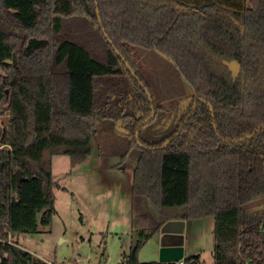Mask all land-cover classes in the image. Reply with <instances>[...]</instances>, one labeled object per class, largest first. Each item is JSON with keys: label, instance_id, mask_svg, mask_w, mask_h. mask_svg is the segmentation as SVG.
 <instances>
[{"label": "trees", "instance_id": "obj_1", "mask_svg": "<svg viewBox=\"0 0 264 264\" xmlns=\"http://www.w3.org/2000/svg\"><path fill=\"white\" fill-rule=\"evenodd\" d=\"M138 48L178 71L173 105ZM0 70V264H49L18 238L52 224L53 156L84 162L105 118L130 123L136 158L134 236L119 264H161L138 260L159 226L207 215L214 264H264V205L244 208L264 198V0H0Z\"/></svg>", "mask_w": 264, "mask_h": 264}, {"label": "rangeland", "instance_id": "obj_2", "mask_svg": "<svg viewBox=\"0 0 264 264\" xmlns=\"http://www.w3.org/2000/svg\"><path fill=\"white\" fill-rule=\"evenodd\" d=\"M138 50V65L157 84V91L163 97L160 102L173 105L181 97L178 71L161 53ZM230 66L235 73L238 71L237 62ZM182 83L188 91L186 95L191 94L190 84ZM100 89L101 86L96 87ZM7 118L8 114L0 109V128ZM121 122L112 118L98 122L93 151L84 162L72 167L69 155L53 156L52 172L59 185L55 188L56 213L51 226H41L37 232L19 236L22 248L49 264H119L126 259L134 236L132 183L136 158L129 154L132 148L126 126L130 123L124 122L123 127ZM144 134L148 139L155 136L147 129ZM125 155L126 167L122 169ZM263 205L264 198H260L245 204L244 208L253 211ZM173 221L183 222V231L170 227ZM146 227L151 231L154 224L151 221ZM214 228L213 215L167 221L139 249L138 260L158 262L162 246L182 244L185 258L199 255V264H214ZM83 247H88V252H83Z\"/></svg>", "mask_w": 264, "mask_h": 264}, {"label": "water", "instance_id": "obj_3", "mask_svg": "<svg viewBox=\"0 0 264 264\" xmlns=\"http://www.w3.org/2000/svg\"><path fill=\"white\" fill-rule=\"evenodd\" d=\"M98 14H99V11H98ZM127 66H128V68H130L132 74L135 75V72H134V70L132 69V67L130 66L129 63H127ZM150 99H151V97H150ZM155 114H156V111L154 109V106H152V115H151V117L149 119L143 121L142 123H140L139 126H138V129L136 131V137L137 138L139 137L140 128L143 125H146L147 123H150L154 119ZM253 135L254 134L249 135L246 138L251 137ZM246 138H244V139H246ZM244 139H242V140H244ZM169 142H170V140H168L163 146H167ZM15 177H16L18 185L21 186L23 180L25 179L21 169H17L16 170ZM173 222L170 223V227H172ZM176 223H178V225L176 226V228L174 230H176L177 232L183 231V229H184L183 222H177L176 221ZM83 252H85V253L88 252V247H83ZM184 259H185V248H184V246L182 244L164 245L160 249L159 261L158 262L161 263V264L176 263V262H179V261L184 260Z\"/></svg>", "mask_w": 264, "mask_h": 264}, {"label": "built area", "instance_id": "obj_4", "mask_svg": "<svg viewBox=\"0 0 264 264\" xmlns=\"http://www.w3.org/2000/svg\"><path fill=\"white\" fill-rule=\"evenodd\" d=\"M166 264H170V263H166ZM173 264H185V262H184V260H181V261L173 263Z\"/></svg>", "mask_w": 264, "mask_h": 264}, {"label": "crops", "instance_id": "obj_5", "mask_svg": "<svg viewBox=\"0 0 264 264\" xmlns=\"http://www.w3.org/2000/svg\"><path fill=\"white\" fill-rule=\"evenodd\" d=\"M177 225H178V223H176V221H175V222H173L172 227L176 228Z\"/></svg>", "mask_w": 264, "mask_h": 264}]
</instances>
